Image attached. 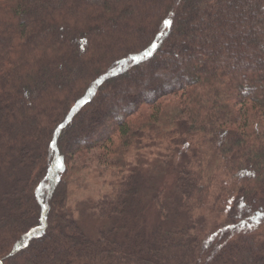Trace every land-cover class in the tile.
I'll return each mask as SVG.
<instances>
[{"label": "trees", "instance_id": "1", "mask_svg": "<svg viewBox=\"0 0 264 264\" xmlns=\"http://www.w3.org/2000/svg\"><path fill=\"white\" fill-rule=\"evenodd\" d=\"M143 141L181 157L171 227L127 173ZM91 166L95 239L66 208ZM0 262L264 264V0H0Z\"/></svg>", "mask_w": 264, "mask_h": 264}, {"label": "rangeland", "instance_id": "2", "mask_svg": "<svg viewBox=\"0 0 264 264\" xmlns=\"http://www.w3.org/2000/svg\"><path fill=\"white\" fill-rule=\"evenodd\" d=\"M142 144L138 150L130 152L127 173L133 170L141 171L144 177L142 202L146 213L145 224L148 227L154 224H159L164 228L171 227L172 222L176 219L171 213V201L175 196L172 188V170L178 165L181 157L175 150L171 152L163 144H147L144 141ZM97 169L91 166L84 172L78 174L73 172L66 206L88 239H95L97 232L104 224L96 216L93 205L110 190L111 178L109 174ZM220 186V182L216 180L214 187L211 188L216 197L220 195L218 190ZM224 205L219 196L215 206L210 205L211 208L207 207L197 214L198 218L206 223L210 233L220 228L224 218ZM158 212L162 213L163 217H160Z\"/></svg>", "mask_w": 264, "mask_h": 264}, {"label": "snow or ice", "instance_id": "3", "mask_svg": "<svg viewBox=\"0 0 264 264\" xmlns=\"http://www.w3.org/2000/svg\"><path fill=\"white\" fill-rule=\"evenodd\" d=\"M170 24H171V21H169V20H165L164 21V25H165V27H168V26H170ZM151 47L153 48V49H155L156 47H157V45L156 44H152L151 45ZM152 53L151 52H146V55H151ZM133 59H136V57H133ZM60 127H63V125H60ZM59 129H57V131H58ZM54 143V142H53Z\"/></svg>", "mask_w": 264, "mask_h": 264}, {"label": "water", "instance_id": "4", "mask_svg": "<svg viewBox=\"0 0 264 264\" xmlns=\"http://www.w3.org/2000/svg\"><path fill=\"white\" fill-rule=\"evenodd\" d=\"M0 264H2V263L0 262Z\"/></svg>", "mask_w": 264, "mask_h": 264}]
</instances>
